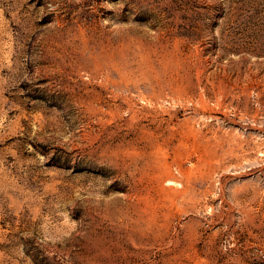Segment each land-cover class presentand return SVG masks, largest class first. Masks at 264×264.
I'll list each match as a JSON object with an SVG mask.
<instances>
[{"label": "rangeland", "instance_id": "obj_1", "mask_svg": "<svg viewBox=\"0 0 264 264\" xmlns=\"http://www.w3.org/2000/svg\"><path fill=\"white\" fill-rule=\"evenodd\" d=\"M0 264H264V0H0Z\"/></svg>", "mask_w": 264, "mask_h": 264}]
</instances>
